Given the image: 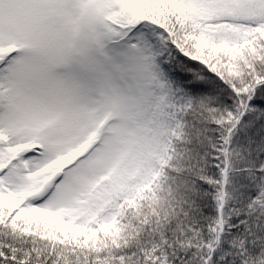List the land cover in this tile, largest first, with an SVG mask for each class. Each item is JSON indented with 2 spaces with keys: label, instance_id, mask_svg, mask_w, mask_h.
I'll return each instance as SVG.
<instances>
[{
  "label": "snow or ice",
  "instance_id": "6c2138e0",
  "mask_svg": "<svg viewBox=\"0 0 264 264\" xmlns=\"http://www.w3.org/2000/svg\"><path fill=\"white\" fill-rule=\"evenodd\" d=\"M0 264H264V0H0Z\"/></svg>",
  "mask_w": 264,
  "mask_h": 264
}]
</instances>
